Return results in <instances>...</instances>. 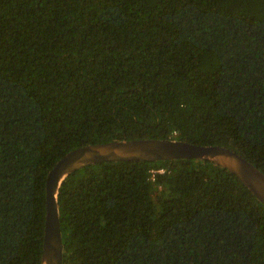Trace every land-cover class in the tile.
I'll return each instance as SVG.
<instances>
[{
	"label": "trees",
	"instance_id": "1",
	"mask_svg": "<svg viewBox=\"0 0 264 264\" xmlns=\"http://www.w3.org/2000/svg\"><path fill=\"white\" fill-rule=\"evenodd\" d=\"M143 139L264 173V0H0V264H42L66 154ZM58 205L63 264H264V205L210 161L90 165Z\"/></svg>",
	"mask_w": 264,
	"mask_h": 264
},
{
	"label": "water",
	"instance_id": "2",
	"mask_svg": "<svg viewBox=\"0 0 264 264\" xmlns=\"http://www.w3.org/2000/svg\"><path fill=\"white\" fill-rule=\"evenodd\" d=\"M191 159L210 161L228 170L264 205V173L226 147L158 139L125 140L80 147L66 154L47 177V215L42 264L64 263L58 195L62 183L72 173L105 162L155 163Z\"/></svg>",
	"mask_w": 264,
	"mask_h": 264
}]
</instances>
